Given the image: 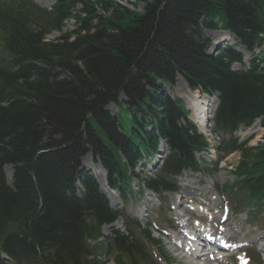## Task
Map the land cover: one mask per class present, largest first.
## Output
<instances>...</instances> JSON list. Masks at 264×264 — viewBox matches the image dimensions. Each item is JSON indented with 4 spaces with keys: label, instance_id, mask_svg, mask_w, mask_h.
<instances>
[{
    "label": "trees",
    "instance_id": "1",
    "mask_svg": "<svg viewBox=\"0 0 264 264\" xmlns=\"http://www.w3.org/2000/svg\"><path fill=\"white\" fill-rule=\"evenodd\" d=\"M143 2L139 15L112 0H58L51 11L31 0H0V255L11 264H82L94 252L86 241L97 239L99 227L115 214L93 180L78 172L87 152L111 175L119 168L124 174L117 179L124 178L120 155L133 170L153 154L158 134L174 153L146 182L149 189L174 191L169 178L182 168L195 169L193 153L206 144L185 120L180 101L162 87L173 86L177 74L192 89L220 94L222 134L256 118L264 128V70L252 64L246 72H231L239 55H206L200 34L201 28L221 25L251 48L264 46V0ZM77 4L85 17L72 14ZM70 17L83 34L45 42L46 34ZM252 62H264V51L260 62ZM112 104L115 114L107 110ZM231 145L224 142L241 157L232 195L264 202V143ZM6 164L16 166L13 189L1 172ZM78 178L82 198L75 196ZM131 228L115 233L103 253L115 255L118 264H150V254L136 239L138 225ZM0 264H5L1 258Z\"/></svg>",
    "mask_w": 264,
    "mask_h": 264
},
{
    "label": "rangeland",
    "instance_id": "2",
    "mask_svg": "<svg viewBox=\"0 0 264 264\" xmlns=\"http://www.w3.org/2000/svg\"><path fill=\"white\" fill-rule=\"evenodd\" d=\"M143 1L112 0L113 3L119 5L123 9L130 11L135 10L139 13L142 12L144 5ZM39 3L42 7L46 8L53 4L51 0H39ZM71 29V24L66 25L62 33L70 31ZM204 35L210 39V50H213L217 43L216 41L223 36V33L220 31H204ZM55 37V35L48 37V40H53ZM246 57H248V55H246ZM241 68V66H237V69ZM185 85L186 84L181 78H177L175 85L173 87L165 86V90L171 98H180L186 107H188L187 105L189 104L184 96L188 93L193 95V93L188 91ZM194 102H196V100H194ZM215 106L216 103L213 104L212 108L214 109ZM206 109L209 110L208 107ZM109 110L112 113L116 111L115 107H110ZM211 116L212 114H210V117ZM190 119L195 121L192 115H190ZM233 137L240 142L249 141L247 144L248 146L255 145L264 137V129L254 124L249 129L239 130ZM201 157L204 162H199L198 166L209 167L208 169L210 171H202L200 173L191 171L183 172L177 178V183L179 185L177 194L165 193L159 197L153 193L142 192L143 194L136 200L132 199L131 201V199L128 198V211L131 212L130 215L137 218L138 223L141 224V228L148 227L151 234L153 231L152 237L154 240L162 241L164 249L159 251L162 261L158 258H153L154 263L195 264L196 261L192 262L190 257H185V255L181 253L182 248L177 249L175 247L173 249L176 250L172 253L171 251L173 249L171 245L170 247L166 246V242H170V238L183 240L182 236L179 235V229H193L192 222L195 220L201 221L204 226L218 230V234L223 233L222 237L228 235L229 232L230 235L233 234L230 239L240 246L236 252L244 253L245 257L250 260L248 264H259L260 262H264L263 252L257 251L259 241L264 242V214L255 219V212L247 211L243 208H239V211H236V207L232 205L223 191V187H226L225 185H230L234 181V176L231 172L239 161L238 153H233L221 158L223 157V152L217 150L216 153H204ZM90 159L91 156L86 155L83 161L89 164V162L91 163ZM218 160L219 162L217 165H213ZM148 168L142 171L141 167H139L137 173L143 177L149 176L150 170H148ZM216 185L221 189L220 191L214 189ZM131 188L134 191H139L135 180H133ZM114 197L117 196H112L110 201L112 202L111 207L119 210L122 208V201L119 197L117 199ZM227 205L229 208L228 216L226 218H224V216L221 217L224 207ZM200 208L202 210H200ZM241 211H244V214L238 215ZM210 217H213V219H210ZM224 219H226V222L222 224ZM101 230L104 235H110L112 231L117 230L121 232L124 230V224L122 220H117L114 224L105 226ZM223 230L224 232H222ZM150 250L153 251L151 248ZM180 254H183L184 257L179 258L176 256H180ZM206 258L207 256L203 254L199 262L203 263ZM103 259V256L96 257V261ZM108 264H113V261L110 260ZM212 264H238V261L235 259L234 255H232L228 258L222 257V259L215 260Z\"/></svg>",
    "mask_w": 264,
    "mask_h": 264
},
{
    "label": "bare ground",
    "instance_id": "3",
    "mask_svg": "<svg viewBox=\"0 0 264 264\" xmlns=\"http://www.w3.org/2000/svg\"><path fill=\"white\" fill-rule=\"evenodd\" d=\"M53 0H51V2H52ZM36 2H38V0H36ZM39 3V2H38ZM186 96H184L185 97V99L187 100V103L191 106V108L193 109V111H192V116H193V118H194V120H195V122L197 123V127L199 128L200 127V129L202 130V131H204V132H208V128H207V126L205 125V122H206V113H207V107L210 109L212 106H211V104L210 103H212L213 101L211 100V99H208V98H206V97H203V98H197L196 97V95H190V93H188V94H185ZM194 100H196V102H194ZM200 103V104H199ZM211 106V107H210ZM189 135L190 136H192V134L191 133H189ZM207 148H206V146L202 149V150H206ZM209 153H212V152H210V150H207ZM105 185H102L101 187H104ZM230 235V234H229ZM227 243H229V242H227ZM232 243V242H231ZM231 243H229V244H231ZM262 248H263V250H264V246L262 245L261 246ZM220 254V253H219ZM191 256H193V255H191ZM194 258H196L195 256H194ZM193 260H195V259H193ZM204 264V263H203ZM205 264H211L210 262H206L205 261Z\"/></svg>",
    "mask_w": 264,
    "mask_h": 264
}]
</instances>
